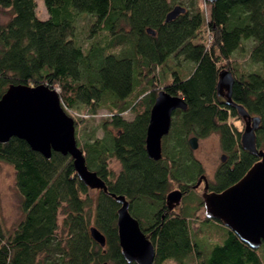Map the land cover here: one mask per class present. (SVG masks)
Instances as JSON below:
<instances>
[{
    "label": "trees",
    "instance_id": "trees-1",
    "mask_svg": "<svg viewBox=\"0 0 264 264\" xmlns=\"http://www.w3.org/2000/svg\"><path fill=\"white\" fill-rule=\"evenodd\" d=\"M201 2L209 7L208 19ZM43 4L46 19L37 17L35 0H0V8L12 16L0 26V98L10 85H44L57 93L61 108L73 120L79 117L78 108L95 113L109 104L111 115L104 125L116 133L104 129L102 138H90L80 150L87 168L105 182L108 193L128 201L131 216L155 248L153 264L188 260L264 264L262 249H250L229 229L222 243L205 253L198 236L191 239L190 209L182 207L176 213L165 203L172 185L183 193L182 205L187 203L203 175L188 144L191 137L217 134L226 154L214 183L209 184L210 192L234 185L258 161L242 150L240 133L228 125L229 118L238 115L217 96L221 70L230 71L235 79L232 102L260 118L256 146L264 151V0L212 4L206 0H43ZM176 6L185 13L165 22ZM84 14L95 18V24L78 36V18ZM88 19L91 24L93 19ZM121 21L128 27L127 34L118 28ZM248 40L252 41L249 62L259 71L236 77L230 60ZM169 60L190 63L193 70L183 79L173 72L170 84L162 89L182 98L187 109L173 113L169 134L162 139V158L156 162L145 150L150 109L157 96L153 77L147 90L137 89L144 70L151 74ZM126 111L134 116L131 121L122 117ZM76 128L75 123V135ZM67 158L52 153L45 159L16 138L0 144V163L13 169L22 214L11 233L0 215V264H135L121 255L116 227L119 205L99 191L93 201ZM110 159L120 164L116 178L107 167ZM90 227L104 236V248L91 239Z\"/></svg>",
    "mask_w": 264,
    "mask_h": 264
},
{
    "label": "water",
    "instance_id": "water-1",
    "mask_svg": "<svg viewBox=\"0 0 264 264\" xmlns=\"http://www.w3.org/2000/svg\"><path fill=\"white\" fill-rule=\"evenodd\" d=\"M215 3L218 0H206ZM185 13L176 6L166 16L165 22L175 20ZM147 32H150L149 30ZM153 34V33H152ZM235 79L230 71L221 70L216 84L217 96L233 107L244 123L240 135L243 151L258 158V161L234 185L220 193H208V181L202 175L193 189L204 184L203 207L207 219L220 221L243 244L250 249H262L264 257V151L256 146V131L261 120L253 117L241 105L232 102L231 95ZM187 105L178 96L166 91L158 92L150 109L146 130L145 150L149 159L162 158V139L169 134L173 113L185 111ZM11 138L24 141L32 151L45 159L52 153L69 157L79 181L89 190L108 194L118 205L116 227L123 259L135 264H153L155 248L141 231L138 221L129 212V203L124 196L109 194L105 182L86 166L83 152L78 148L75 136V121L61 108L57 93L44 85H10L0 98V144ZM191 151L198 147V139L188 140ZM226 157L220 158L224 163ZM183 193L169 192L165 197L168 210L179 206ZM91 239L104 248V236L95 228H89ZM107 264V263H103Z\"/></svg>",
    "mask_w": 264,
    "mask_h": 264
},
{
    "label": "rangeland",
    "instance_id": "rangeland-1",
    "mask_svg": "<svg viewBox=\"0 0 264 264\" xmlns=\"http://www.w3.org/2000/svg\"><path fill=\"white\" fill-rule=\"evenodd\" d=\"M35 1L37 3V17L40 19H46L48 15L44 7L43 0ZM200 6L203 8L204 15L208 19L209 7L203 2L200 3ZM84 15L85 16L82 15L80 18H78V36H80V33H87L88 30L90 31L92 26L95 24V18L88 14ZM87 16L90 19H93L91 24ZM11 17L12 16L8 10L0 8V26L6 24ZM118 28L121 29L125 34L128 33V27L124 22L121 21ZM251 48V40L242 42L241 51H237L232 56L230 64L236 77L259 71V66L252 65L249 62L248 55ZM192 70L193 65L190 63L183 62L182 60H169L166 66L163 68H154L151 74H148L144 70L142 76L139 79V86L137 90H147L150 87V79L153 77L154 86L152 89L158 93L164 88L165 85L170 84L172 78L171 74L173 72H176L178 76L183 79L186 78L192 72ZM106 106H109V104L105 105L104 108L97 110L95 113H92L83 107L76 109L79 112V117L77 119L75 118L76 121L74 120L77 127L75 136L79 149L83 150L84 142L90 138H102L105 132L104 129L112 133H116L112 127L104 125V123L106 124V122H108L111 115L109 109ZM122 117L127 121H131L134 116L126 111L122 114ZM228 125L239 132L240 135L244 130V123L239 117H230L228 120ZM223 155L226 157V154L221 150L219 137L217 134H211L207 138L198 139V147L195 151H192V156L201 164L203 175L206 177L209 184L214 183V175L219 166L222 164L220 158ZM66 161H70V159L67 158ZM107 167L114 178H116L120 173V164L114 159L107 161ZM109 179L111 180L112 178L110 177ZM176 189L179 188L176 185H172L167 193ZM96 194L97 191L90 190L89 192V195L91 198H93V201L96 197ZM194 194V197L189 198L190 201L192 200L191 203L189 200L184 205L181 203V205L176 207L174 211L176 213H180L182 207H187L190 209V214L192 215L191 219L189 220L191 239L194 240L195 236H198V240L202 241V250L206 253L212 246L222 243L224 235L227 232V228L223 224L212 219H208L209 221H204L206 217L202 197L203 185L194 190ZM19 202L20 197L15 190L13 169L9 165L0 163V215L3 226L9 231V233H11L16 228L22 219V214L19 210ZM61 219L62 218L60 217L59 224ZM166 264L177 263L169 261ZM185 264H194V260H188L185 262Z\"/></svg>",
    "mask_w": 264,
    "mask_h": 264
},
{
    "label": "flooded vegetation",
    "instance_id": "flooded-vegetation-1",
    "mask_svg": "<svg viewBox=\"0 0 264 264\" xmlns=\"http://www.w3.org/2000/svg\"><path fill=\"white\" fill-rule=\"evenodd\" d=\"M158 94V93H157ZM243 122V121H242ZM199 180V179H198ZM201 185H203V193H204V184L202 183ZM200 185V186H201ZM198 189V188H197ZM176 190H179L180 191V189H176ZM196 190V189H195ZM207 192L208 193H211L210 191H209V183H208V190H207ZM182 199H183V196H182ZM182 199H181V202H180V204H179V206L181 205V203H182Z\"/></svg>",
    "mask_w": 264,
    "mask_h": 264
}]
</instances>
